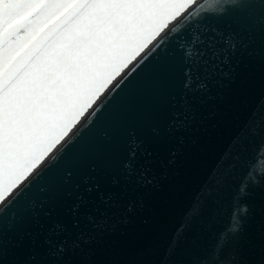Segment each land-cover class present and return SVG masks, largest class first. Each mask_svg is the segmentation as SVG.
I'll use <instances>...</instances> for the list:
<instances>
[{
	"label": "water",
	"instance_id": "1",
	"mask_svg": "<svg viewBox=\"0 0 264 264\" xmlns=\"http://www.w3.org/2000/svg\"><path fill=\"white\" fill-rule=\"evenodd\" d=\"M252 11L169 23L160 62L75 124L15 218L0 217V264H264V11Z\"/></svg>",
	"mask_w": 264,
	"mask_h": 264
},
{
	"label": "snow or ice",
	"instance_id": "2",
	"mask_svg": "<svg viewBox=\"0 0 264 264\" xmlns=\"http://www.w3.org/2000/svg\"><path fill=\"white\" fill-rule=\"evenodd\" d=\"M219 4L220 0H0V217L9 213L15 218L33 184L72 139L68 133L75 124L100 115L130 82L160 62L157 53L173 32L170 21L223 15L228 8L237 10L238 19H250L253 9L264 11V0H233L227 9L217 8ZM192 71L185 69L187 89ZM205 88L206 84L197 86L200 91ZM109 96L112 99L103 107L96 103ZM246 187L241 185V195ZM93 188L99 185L87 191ZM240 211L246 213L247 206ZM199 212L187 217L189 224ZM239 227L237 222L232 231Z\"/></svg>",
	"mask_w": 264,
	"mask_h": 264
},
{
	"label": "clouds",
	"instance_id": "3",
	"mask_svg": "<svg viewBox=\"0 0 264 264\" xmlns=\"http://www.w3.org/2000/svg\"><path fill=\"white\" fill-rule=\"evenodd\" d=\"M233 0H220L219 9H227L230 3H232Z\"/></svg>",
	"mask_w": 264,
	"mask_h": 264
},
{
	"label": "trees",
	"instance_id": "4",
	"mask_svg": "<svg viewBox=\"0 0 264 264\" xmlns=\"http://www.w3.org/2000/svg\"><path fill=\"white\" fill-rule=\"evenodd\" d=\"M170 22H171V21H170ZM170 22H169V23H170Z\"/></svg>",
	"mask_w": 264,
	"mask_h": 264
}]
</instances>
